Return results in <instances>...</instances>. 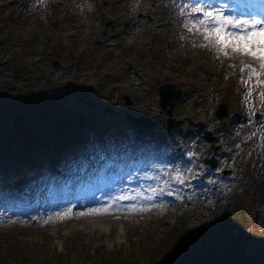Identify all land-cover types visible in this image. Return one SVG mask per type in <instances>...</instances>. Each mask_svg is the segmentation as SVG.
<instances>
[{"label": "rangeland", "instance_id": "1", "mask_svg": "<svg viewBox=\"0 0 264 264\" xmlns=\"http://www.w3.org/2000/svg\"><path fill=\"white\" fill-rule=\"evenodd\" d=\"M23 1L32 9L41 6L49 17L33 20L0 12V182L10 202L46 198V191H58L50 182L59 184L65 174L89 165V180L79 183L76 192L99 175L119 176L120 168L128 182H134L135 173L147 176L153 186L158 180L170 186L178 205L116 245L107 238L90 245L76 230L0 231V264H125V258L128 264H186L188 258L190 264H211L217 254L239 250L253 259L254 246L264 243V85L257 84L264 73L249 78L241 68L250 64L259 71L258 62L201 47L206 44L202 35L173 19L169 3L161 2L168 50L152 32L147 44L141 37L90 32L86 12L95 11V5L79 10L76 0ZM124 10L114 13L122 16ZM98 23L103 29L111 25ZM149 23V18L141 22ZM79 24L87 28L61 30ZM95 35L101 42L94 41ZM105 40L111 41L109 49ZM201 64L208 71H201ZM165 84L181 91L173 111L183 123L179 128L169 129L160 106ZM223 104L228 115L220 120L215 114ZM140 118L152 126L144 129L131 121ZM207 132L213 143L205 140ZM167 158L172 160L164 176L155 174ZM208 160H215L214 169ZM110 188L108 182L102 185ZM141 190L145 196L146 187ZM139 203L138 198L134 206ZM242 205L250 214V236L239 245L234 215ZM170 244L175 246L171 255ZM259 249V264H264V248Z\"/></svg>", "mask_w": 264, "mask_h": 264}, {"label": "bare ground", "instance_id": "2", "mask_svg": "<svg viewBox=\"0 0 264 264\" xmlns=\"http://www.w3.org/2000/svg\"><path fill=\"white\" fill-rule=\"evenodd\" d=\"M100 1L76 0L75 2V6L79 10L85 7V9L90 10V6L95 5V11L86 12V16L90 17V32L112 33V38L141 37L145 44H147L145 41L147 35L152 32L153 35L161 39L163 44L167 42L166 48L168 50L171 45L162 37L166 25L162 24L161 21V10L163 9L161 2L169 3L170 8L174 7L176 11L171 12L172 18H180L181 21H185L186 18L180 15L179 8L184 3L193 2V0ZM199 2L210 5L213 9L222 10L223 14L227 16L252 19L253 16L257 17L255 14H258L260 17H264V0H199ZM30 6L29 1L26 4L23 0H3V4H0V12L8 11L24 19H48L49 13L45 12L41 6L35 9ZM123 6L125 7V14L116 15L114 12ZM59 11L61 10L59 9ZM236 12L237 14L244 12V15H235ZM146 18L150 19L148 27L141 24ZM99 20L111 22V25L103 29L102 25L98 23ZM86 28V24H79L69 28H61V30L83 31ZM93 39L101 42L97 35ZM110 42L105 40L102 43H105L109 49ZM217 64L220 67V63L217 62ZM200 66L201 71H208L203 70L206 67L204 64ZM130 70L132 74H136L132 67ZM172 78L176 79L177 77ZM80 109L75 111H84ZM144 110L147 111L148 109L145 108ZM239 122L241 127L244 122ZM146 146L149 148L150 145L147 144ZM171 160V158H167L163 162L160 161L161 164L158 166L162 164L163 166L154 173L159 172L160 175L164 176L163 171H166ZM90 167L92 166L88 165L78 173L74 171V173L65 174L59 179V184L56 181L50 182L56 186L58 191L52 194L46 191V198L41 195L30 200L20 198L10 202L8 191L0 182V231L19 227L33 230L35 226H38V229L52 228L56 234L61 230L67 234L76 230L80 232L81 236L89 240L90 245H94L96 240L103 238H107L112 245H116L123 243V240L128 238L132 231L141 227L144 222L161 220L162 217L174 212L177 208L178 204L173 199V195L167 194L171 190L170 186L163 185L159 180L158 184L153 186L147 176L135 173L131 174L134 177V182H128L124 177L125 173L120 168L116 169V172L119 171V176L111 172L108 174L109 179L107 175H99L94 182H90V185L84 184L86 185L84 190L76 192L75 188L79 183L83 184L89 180ZM105 182L111 185L110 189H102ZM136 186L138 188H135ZM142 186L146 187L145 196L142 195ZM113 191L119 196H133L135 199L113 198L111 196ZM138 198L141 203L135 207L134 203ZM164 198L167 199L166 202H164Z\"/></svg>", "mask_w": 264, "mask_h": 264}, {"label": "snow or ice", "instance_id": "3", "mask_svg": "<svg viewBox=\"0 0 264 264\" xmlns=\"http://www.w3.org/2000/svg\"><path fill=\"white\" fill-rule=\"evenodd\" d=\"M180 15L185 17L183 27L189 32L200 33L206 41L201 47H211L225 56L229 50L238 55H244L257 61L259 71L250 64L243 65L241 71L247 69L249 78L264 73V19L237 18L223 14L222 10L213 9L199 0L184 3L179 8ZM258 85H264V80H257ZM183 183V180L180 181ZM168 195H173L168 192ZM116 199H135L133 196H119Z\"/></svg>", "mask_w": 264, "mask_h": 264}, {"label": "trees", "instance_id": "4", "mask_svg": "<svg viewBox=\"0 0 264 264\" xmlns=\"http://www.w3.org/2000/svg\"><path fill=\"white\" fill-rule=\"evenodd\" d=\"M31 161V160H30ZM30 161L25 160L23 162V164H26ZM32 163V162H30ZM31 165V164H30ZM236 218V222H237V227H238V235H237V239L240 242L239 245H241L246 239H248V237L250 236V234L248 233V225L247 222L249 221L250 218V214L248 211V207L247 205H242L239 210L237 211V214L234 215ZM226 226H224L225 228ZM228 234V232L226 233ZM250 244H257L256 240L250 239ZM255 241V242H252ZM244 244V243H243ZM258 247H255V255L252 256V258H250L249 254H246L244 251L242 250L239 252H222L217 254V256L215 257V259L213 260V262L211 264H259V262H261V257L262 255L259 254L260 252L262 253L263 251H260L259 247L261 248V250L264 248V243L263 244H257ZM175 246H172L171 244L168 246L167 250H168V254L171 255L174 251ZM250 259H252V261H249ZM122 261L125 264H128V259H122ZM129 264H133V263H129ZM157 264H166V263H161V260L157 263ZM186 264H190V258L187 259V263ZM192 264H194V261L192 262Z\"/></svg>", "mask_w": 264, "mask_h": 264}, {"label": "water", "instance_id": "5", "mask_svg": "<svg viewBox=\"0 0 264 264\" xmlns=\"http://www.w3.org/2000/svg\"><path fill=\"white\" fill-rule=\"evenodd\" d=\"M161 96V108L167 113L169 116L168 124L169 129L179 128L183 123L182 121H176L173 119V110L175 107L176 102L179 100L181 96L180 90H175L173 85H163L159 90ZM228 115V108L226 105H222L219 107L218 111L216 112V116L222 120ZM131 121L135 124H141L142 127L150 128L152 125L151 122L144 119H131ZM140 126V125H139ZM205 139L213 143L215 139L212 137L211 133L207 132ZM207 164L210 165L213 169L216 167V162L214 160H208Z\"/></svg>", "mask_w": 264, "mask_h": 264}]
</instances>
